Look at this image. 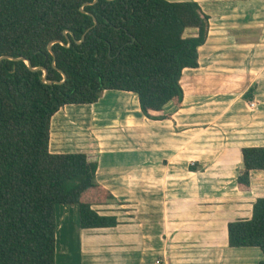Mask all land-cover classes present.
<instances>
[{"label": "crops", "instance_id": "obj_1", "mask_svg": "<svg viewBox=\"0 0 264 264\" xmlns=\"http://www.w3.org/2000/svg\"><path fill=\"white\" fill-rule=\"evenodd\" d=\"M195 1L210 16L209 35L199 67L183 71V105H165L169 118H147L137 95L120 90L53 116L51 151H81L97 161V182L114 196L100 210L119 219L115 227L84 230L79 207L59 204L56 264L262 259L259 248L229 246L228 223L250 218L253 202L264 196L256 189L264 184L256 178L262 170L253 172L250 191L237 186L241 148L264 146V0ZM68 113L88 132L60 131Z\"/></svg>", "mask_w": 264, "mask_h": 264}, {"label": "trees", "instance_id": "obj_2", "mask_svg": "<svg viewBox=\"0 0 264 264\" xmlns=\"http://www.w3.org/2000/svg\"><path fill=\"white\" fill-rule=\"evenodd\" d=\"M92 1L0 0V57L43 66L51 81L23 59L0 60V264H56L59 204L79 207L84 230L119 224L117 215L100 210L114 196L97 182V161L81 151H51L52 118L60 109L120 90L137 95L147 118L166 119L167 103L183 105L184 69L199 67L210 16L197 1L85 5ZM61 71L66 79L57 83ZM241 154L237 186L250 191L253 172L264 171V146H244ZM228 244L259 248L264 264V196L253 202L250 218L228 223Z\"/></svg>", "mask_w": 264, "mask_h": 264}, {"label": "rangeland", "instance_id": "obj_3", "mask_svg": "<svg viewBox=\"0 0 264 264\" xmlns=\"http://www.w3.org/2000/svg\"><path fill=\"white\" fill-rule=\"evenodd\" d=\"M257 32V31H256ZM254 36V35H253ZM256 36V35H255ZM69 114V113H68ZM71 115V113L69 114ZM85 123V122H84ZM86 124V123H85ZM58 127H62L63 129L60 130L62 132H65V129H67V132H70V129H73V132H88V130L86 129V127L84 126L82 120L80 119H77L76 116H72L71 117H66L64 122H62L60 125H58ZM55 132V131H54ZM57 132V131H56ZM66 137V136H64ZM70 137V136H69ZM67 140H69L67 138ZM70 142V141H69ZM54 143H56L54 141ZM257 180H261V178H264V173H261V177L259 175L256 176ZM258 182V181H257ZM262 188V189H261ZM256 189L258 191H261V192H264V184H259L257 183L256 184ZM63 205H57L56 206V216H57V219H59V208H61ZM61 247H59L60 249ZM60 251V250H59ZM59 256V255H58Z\"/></svg>", "mask_w": 264, "mask_h": 264}, {"label": "water", "instance_id": "obj_4", "mask_svg": "<svg viewBox=\"0 0 264 264\" xmlns=\"http://www.w3.org/2000/svg\"><path fill=\"white\" fill-rule=\"evenodd\" d=\"M98 0H93L92 2H87L85 5H88V4H93V3H96ZM81 10L82 11H85L84 9H83V7L81 8ZM97 23V20L94 18V25ZM89 30V29H88ZM87 30V31H88ZM86 31V32H87ZM66 33H67V31H66ZM83 38H84V36H83ZM83 38H82V40H83ZM57 41V40H56ZM56 41H54V42H56ZM59 41V40H58ZM54 42H52V43H50L49 44V50H50V52L53 54V56H54V61H53V63H54V66L56 67V64H55V54H54V52H53V50H52V44L54 43ZM59 42H61V41H59ZM80 42V41H79ZM70 44V43H69ZM68 44V45H69ZM4 58H9V59H14V60H19V59H23V60H25L26 61V63L28 64V66H29V68L30 69H32V70H38V69H42L43 71H44V76H43V80L46 82V83H51V81H48L47 80V69L45 68V67H43V66H40V67H33L32 66V64L30 63V61L28 60V59H25V58H14V57H11V56H1L0 57V60L1 59H4ZM62 72V71H61ZM62 74H63V77H64V79L62 80V81H56L57 83H62L63 81H65V79H66V75H65V73H63L62 72Z\"/></svg>", "mask_w": 264, "mask_h": 264}, {"label": "built area", "instance_id": "obj_5", "mask_svg": "<svg viewBox=\"0 0 264 264\" xmlns=\"http://www.w3.org/2000/svg\"><path fill=\"white\" fill-rule=\"evenodd\" d=\"M249 106L251 108H255L256 107V102L255 101H250ZM157 262L159 263V261H157Z\"/></svg>", "mask_w": 264, "mask_h": 264}]
</instances>
